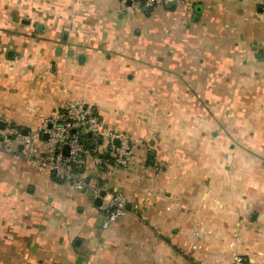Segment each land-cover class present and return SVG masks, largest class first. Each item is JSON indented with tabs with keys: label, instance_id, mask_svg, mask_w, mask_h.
<instances>
[{
	"label": "crops",
	"instance_id": "1",
	"mask_svg": "<svg viewBox=\"0 0 264 264\" xmlns=\"http://www.w3.org/2000/svg\"><path fill=\"white\" fill-rule=\"evenodd\" d=\"M263 3L0 0V131L80 101L136 142L93 175L127 201L106 229L97 197L0 151V264H264Z\"/></svg>",
	"mask_w": 264,
	"mask_h": 264
},
{
	"label": "built area",
	"instance_id": "2",
	"mask_svg": "<svg viewBox=\"0 0 264 264\" xmlns=\"http://www.w3.org/2000/svg\"><path fill=\"white\" fill-rule=\"evenodd\" d=\"M123 10H150L180 0H118ZM258 16L264 21V3ZM135 141L123 132L109 128L89 106L70 101L47 117L35 131L23 133L15 127L0 131V151L14 154L37 170L67 183L78 192L102 197L100 211L104 215L101 228L106 229L126 210V198L108 193L93 175L110 174L130 166Z\"/></svg>",
	"mask_w": 264,
	"mask_h": 264
},
{
	"label": "water",
	"instance_id": "3",
	"mask_svg": "<svg viewBox=\"0 0 264 264\" xmlns=\"http://www.w3.org/2000/svg\"><path fill=\"white\" fill-rule=\"evenodd\" d=\"M166 5H172V4H169V3H167ZM105 194H104V191H101L100 193H99V196L95 199V205L96 206H100L101 205V201H102V197L104 196ZM129 204L127 205V208L129 209Z\"/></svg>",
	"mask_w": 264,
	"mask_h": 264
}]
</instances>
